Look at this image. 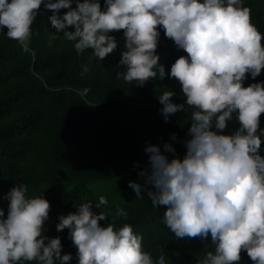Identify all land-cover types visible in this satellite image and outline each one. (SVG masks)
<instances>
[{
    "label": "clouds",
    "instance_id": "9594fccd",
    "mask_svg": "<svg viewBox=\"0 0 264 264\" xmlns=\"http://www.w3.org/2000/svg\"><path fill=\"white\" fill-rule=\"evenodd\" d=\"M72 2L0 0V29L27 52L31 26L43 6L53 13L51 26L74 42L78 55L91 49L99 60L117 47L109 33L122 30L126 50L120 64L125 71L117 79L122 75L127 84L142 87L165 77L156 54L162 27L165 37L187 53L171 65L168 76L180 83L192 109L190 138L182 159L175 157L171 144L163 145L164 152L173 153L171 159L159 146H146L150 168L140 176L151 189L133 181L128 187L136 198L146 192L153 206L165 207L162 222L176 238L210 236L215 250L198 264H239L242 251L253 264H264V157L259 154L264 83L243 86L246 74L255 79L264 69V37L252 23L251 9L242 0H104L103 10L99 0H76L74 9ZM60 9L70 10L58 16ZM70 26L74 31L66 30ZM174 95L167 90L158 96L165 122L185 110L171 102ZM233 114L239 128L221 134ZM27 191L23 184L12 187L6 218L0 209V264H68L72 256L61 255L60 238L43 235L49 202L42 195L29 198ZM107 203L100 196L95 207ZM116 217L127 213L117 208ZM106 218L93 211L91 201L58 217L56 230H69L79 264H165L163 254L153 261L142 250L143 238L130 224L101 226Z\"/></svg>",
    "mask_w": 264,
    "mask_h": 264
},
{
    "label": "trees",
    "instance_id": "16d2710c",
    "mask_svg": "<svg viewBox=\"0 0 264 264\" xmlns=\"http://www.w3.org/2000/svg\"><path fill=\"white\" fill-rule=\"evenodd\" d=\"M99 2L103 10L104 0ZM242 5L251 9L252 23L264 37V0H242ZM75 7L73 0L71 8ZM69 10L60 9L56 14L63 16ZM52 14L41 7L31 26L27 52L7 37L6 29H0V209L5 218L8 192L23 184L28 189L26 196L42 195L49 202L43 235L60 238L61 255L72 256L68 264H79L77 249L68 229L57 232L58 217L75 213L89 201L94 212L108 216L99 222L101 226L114 221L119 229L130 224L133 232L142 236V250L153 261L163 254L165 264H198L208 251L215 250L210 236L193 242L176 238L162 222L165 207L153 206L146 192H142L143 198H136L128 187L133 181L151 189L140 176L142 170L150 168L146 146L157 145L164 152L163 145L171 144L175 157L181 159L186 153L192 109L186 104L180 83L168 73L176 59L187 53L165 37L162 27L158 28L157 68L164 67L165 77L146 81L142 87L135 82L129 85L122 75L117 79V73L125 71L120 64L126 50L122 30L109 33L117 47L99 60L91 49L78 55L74 42L51 26L48 17ZM254 83H264V69L255 79L246 74L243 86ZM85 88L90 91L83 95ZM167 90L175 94L171 102L184 105L185 110L170 115L165 122L158 96ZM233 115L221 134L230 135L239 128ZM259 125L264 129V113ZM260 139L259 154L264 157V135ZM164 154L169 159L173 156ZM98 177L118 186L105 192L88 190L85 183ZM100 196L108 203L96 208ZM117 208L127 217H116ZM240 255L239 264H253L245 251Z\"/></svg>",
    "mask_w": 264,
    "mask_h": 264
},
{
    "label": "rangeland",
    "instance_id": "374dc122",
    "mask_svg": "<svg viewBox=\"0 0 264 264\" xmlns=\"http://www.w3.org/2000/svg\"><path fill=\"white\" fill-rule=\"evenodd\" d=\"M259 128H260V125H259ZM259 132V131H258ZM257 135H258V133H257ZM48 142V141H47ZM115 170V169H114ZM108 178H97V179H94V181H91V182H89L88 184L87 183H85V185H86V188L88 189V190H90V191H94V190H101V191H107V190H111V188H116V186H118V184H111V183H113L112 181H110V183L109 182H107L106 180H107ZM111 180V179H110ZM189 240V241H188ZM195 240V238H188L187 239V241L188 242H193ZM176 253H173V254H171L170 256H168V259L169 258H173L174 257V255H175Z\"/></svg>",
    "mask_w": 264,
    "mask_h": 264
}]
</instances>
